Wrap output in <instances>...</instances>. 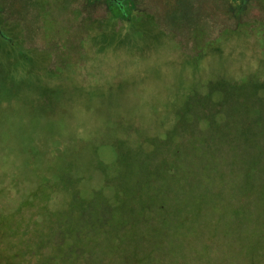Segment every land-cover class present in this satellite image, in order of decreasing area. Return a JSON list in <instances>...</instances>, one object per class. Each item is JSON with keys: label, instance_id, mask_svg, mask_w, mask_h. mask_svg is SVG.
<instances>
[{"label": "rangeland", "instance_id": "obj_1", "mask_svg": "<svg viewBox=\"0 0 264 264\" xmlns=\"http://www.w3.org/2000/svg\"><path fill=\"white\" fill-rule=\"evenodd\" d=\"M136 20L0 38V264H264V22Z\"/></svg>", "mask_w": 264, "mask_h": 264}, {"label": "flooded vegetation", "instance_id": "obj_2", "mask_svg": "<svg viewBox=\"0 0 264 264\" xmlns=\"http://www.w3.org/2000/svg\"><path fill=\"white\" fill-rule=\"evenodd\" d=\"M65 11L80 18L81 46L92 26L103 32L111 19L112 29L119 31L137 15L153 17L187 49L195 48L203 33H245L264 22V0H0V38L9 43L20 39L24 47L49 50L53 56L60 48L59 15ZM255 11L262 16L251 17Z\"/></svg>", "mask_w": 264, "mask_h": 264}, {"label": "trees", "instance_id": "obj_3", "mask_svg": "<svg viewBox=\"0 0 264 264\" xmlns=\"http://www.w3.org/2000/svg\"><path fill=\"white\" fill-rule=\"evenodd\" d=\"M28 202H31V200H29ZM28 204V203H27Z\"/></svg>", "mask_w": 264, "mask_h": 264}, {"label": "water", "instance_id": "obj_4", "mask_svg": "<svg viewBox=\"0 0 264 264\" xmlns=\"http://www.w3.org/2000/svg\"><path fill=\"white\" fill-rule=\"evenodd\" d=\"M0 34H2V32L0 31Z\"/></svg>", "mask_w": 264, "mask_h": 264}]
</instances>
